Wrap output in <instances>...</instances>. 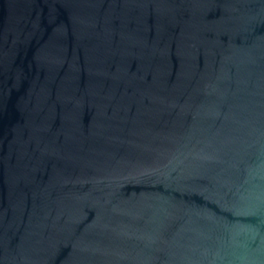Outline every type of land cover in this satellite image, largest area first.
Returning a JSON list of instances; mask_svg holds the SVG:
<instances>
[{
    "label": "water",
    "instance_id": "obj_1",
    "mask_svg": "<svg viewBox=\"0 0 264 264\" xmlns=\"http://www.w3.org/2000/svg\"><path fill=\"white\" fill-rule=\"evenodd\" d=\"M0 264H264V0H0Z\"/></svg>",
    "mask_w": 264,
    "mask_h": 264
}]
</instances>
